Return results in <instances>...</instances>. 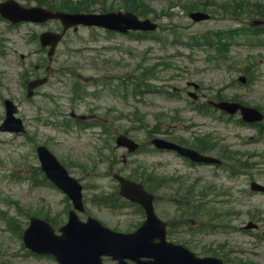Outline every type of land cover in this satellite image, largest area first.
I'll return each mask as SVG.
<instances>
[{
    "label": "rangeland",
    "instance_id": "1",
    "mask_svg": "<svg viewBox=\"0 0 264 264\" xmlns=\"http://www.w3.org/2000/svg\"><path fill=\"white\" fill-rule=\"evenodd\" d=\"M18 1L33 5L30 0ZM77 1L71 0L72 3ZM141 1L149 9L143 14L136 12L143 18L161 16L156 22L164 27L163 33L169 34L174 28L171 34L183 33L182 45L163 46L152 37L106 35L99 29L79 27L68 32L58 46L50 64V81L39 88L32 99L26 98L24 82L25 78L45 75L43 70L37 72L34 68L45 58L35 38L43 29L30 25L11 26L0 18V124L5 117L3 101L8 98L18 106L17 117L26 130L24 135L0 130V212L8 218L15 215L12 202H16L23 211L29 212V216L36 213L51 217L55 229L64 223L65 197L48 183L30 180L39 168L35 149L43 145L71 176L86 185V216L116 231H134L143 221L136 207L118 204L117 208H105L92 202L103 193L113 195L116 183L109 172L114 166L123 174L152 173L170 180L169 185L159 191L156 212L170 224L174 232L172 240L198 256H217L226 264H264V195L249 191L251 178L264 184V134L259 133L261 127L252 129L240 124L239 114L224 115L212 106L198 109V105L209 100L235 98L237 102L264 111V42L261 47H251L246 45L247 39L238 35L230 37L229 44L213 46V42L218 41L216 33L260 19L259 15L258 18L243 15L253 13L254 8L260 12L264 0H234L233 3L243 6L237 11L240 12L238 16L231 13L233 3L229 4L230 0ZM112 4L124 11L120 0ZM224 4H229L228 10ZM92 9L99 12L103 8L92 4ZM195 9L209 14L210 19L193 22L189 12ZM240 18V24L235 22ZM53 27L54 24L48 26ZM185 34L196 36L204 45L187 49ZM203 35L212 37L211 43ZM163 60L170 66L167 70L159 66V77L139 78L144 66ZM60 73L67 76H60ZM241 75L246 78L245 84L237 80ZM76 79L88 84L85 86L81 82L89 93L96 80L112 83L124 80L132 85L136 81L145 86L143 94L133 98L130 94L121 95L115 88L113 92L101 89L98 98L88 95L70 100ZM102 81L101 84H107ZM188 82L200 86L196 101L187 95ZM149 88L154 91L149 92ZM71 112L86 120L78 124ZM151 130L156 131L154 137L167 140L210 134L216 144L211 148V156L224 158L222 149L226 147L234 153V159L228 161L227 171L207 166L192 168L174 154L144 150L122 165L121 155L125 151L114 147V135L127 131L144 143ZM36 177L39 181L43 179L40 173ZM185 193L196 196L203 204L201 209H190L192 203H187L186 197H175ZM175 207L182 216L180 221L173 218ZM195 212L201 219L189 216ZM24 215L21 213L19 217L21 231L26 227L27 216ZM204 216L207 218L202 219ZM248 221L258 223L259 229L241 230ZM211 224H218L219 229L191 235L198 228H208ZM183 225L186 226L181 228ZM21 231H10L6 220L0 218V256H30L23 251ZM27 261L35 264L31 259ZM37 264L51 263L45 260Z\"/></svg>",
    "mask_w": 264,
    "mask_h": 264
},
{
    "label": "water",
    "instance_id": "2",
    "mask_svg": "<svg viewBox=\"0 0 264 264\" xmlns=\"http://www.w3.org/2000/svg\"><path fill=\"white\" fill-rule=\"evenodd\" d=\"M111 25H119L115 19L110 20ZM129 27V26H128ZM41 82H34L30 88L40 85ZM221 108L233 113L236 111V105H221ZM14 109L8 107L7 120L11 121ZM244 118L248 121H254L259 117L254 115L253 111L243 110ZM20 125V123H18ZM153 143L159 148L176 149L179 153L191 157L192 160L202 162H213L210 159L200 158L196 153L178 148L172 144L165 143L160 140H155ZM118 146H126L130 150H134L136 146L125 137L117 139ZM38 156L42 165V170L47 177L68 194L72 200L76 210H82L81 202V186L74 180L68 177L66 171L59 165L56 159L44 148H38ZM121 186V194L128 197L131 201L141 204L147 212V221L142 228L136 233L128 235H121L113 233L103 228L97 221L89 219L87 223H80L76 218L74 212H70L69 222L60 231L61 236H55L53 231L47 224L42 221L31 220L29 228L24 233V245L32 252L40 254H50L58 256L59 260L66 264H76L81 256H136L135 245L140 242L148 246L147 251H151L150 242L158 239L159 249L164 250V256H173L174 253L184 252L180 249L171 250L169 245L164 243L163 225L156 221L153 216L152 198L146 194L143 189L134 183L126 182L120 177H116ZM252 189L264 191V188L252 184ZM154 249V248H153ZM157 247L151 255L145 256H159L156 255ZM219 264V263H214Z\"/></svg>",
    "mask_w": 264,
    "mask_h": 264
},
{
    "label": "flooded vegetation",
    "instance_id": "3",
    "mask_svg": "<svg viewBox=\"0 0 264 264\" xmlns=\"http://www.w3.org/2000/svg\"><path fill=\"white\" fill-rule=\"evenodd\" d=\"M28 257H29V259L42 260L43 258H46L47 256H28ZM1 262H2V264H9V263H6L4 261H1ZM125 262L127 264H133V262L130 260H126ZM99 264H120V262L112 259L111 257L103 256V257H101Z\"/></svg>",
    "mask_w": 264,
    "mask_h": 264
}]
</instances>
